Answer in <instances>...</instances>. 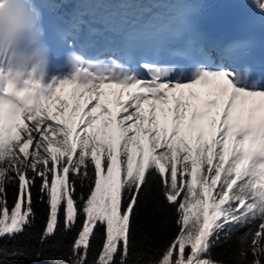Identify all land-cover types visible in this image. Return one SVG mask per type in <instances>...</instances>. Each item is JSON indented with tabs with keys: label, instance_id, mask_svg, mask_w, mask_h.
I'll return each instance as SVG.
<instances>
[{
	"label": "snow or ice",
	"instance_id": "snow-or-ice-1",
	"mask_svg": "<svg viewBox=\"0 0 264 264\" xmlns=\"http://www.w3.org/2000/svg\"><path fill=\"white\" fill-rule=\"evenodd\" d=\"M140 2L0 0V264H264L256 41H213L198 0Z\"/></svg>",
	"mask_w": 264,
	"mask_h": 264
},
{
	"label": "trees",
	"instance_id": "trees-1",
	"mask_svg": "<svg viewBox=\"0 0 264 264\" xmlns=\"http://www.w3.org/2000/svg\"><path fill=\"white\" fill-rule=\"evenodd\" d=\"M12 190L9 189V198L11 200ZM160 203V197L158 194V191L156 189V186L153 185L149 193L147 194V197L142 205L141 211L139 212V223L141 225H145L146 223H150V218H147L150 213L153 212V210L156 208V206ZM36 211L38 213V217L41 219L38 220V227L33 230L32 236L35 237L36 232L40 230V227H42V219L45 214V206L43 204L37 203L36 204ZM155 216L166 219L169 224V228L167 230L157 231L153 233V236L151 239L153 240L154 244L157 247L162 248L168 241L174 236V216L172 213V210L170 208H163L161 210L155 211ZM71 238L67 242L70 243ZM225 251V247L222 246L220 248L215 249L214 255H218L219 253ZM25 264H34V262L26 261Z\"/></svg>",
	"mask_w": 264,
	"mask_h": 264
},
{
	"label": "bare ground",
	"instance_id": "bare-ground-1",
	"mask_svg": "<svg viewBox=\"0 0 264 264\" xmlns=\"http://www.w3.org/2000/svg\"><path fill=\"white\" fill-rule=\"evenodd\" d=\"M159 4L156 3H149L148 0H142L140 3H134L128 5L129 8L138 10V9H151L153 7H158ZM164 7L169 6L167 3L162 4Z\"/></svg>",
	"mask_w": 264,
	"mask_h": 264
},
{
	"label": "rangeland",
	"instance_id": "rangeland-1",
	"mask_svg": "<svg viewBox=\"0 0 264 264\" xmlns=\"http://www.w3.org/2000/svg\"><path fill=\"white\" fill-rule=\"evenodd\" d=\"M264 2V0H262Z\"/></svg>",
	"mask_w": 264,
	"mask_h": 264
}]
</instances>
